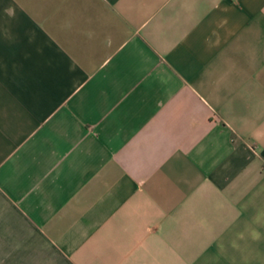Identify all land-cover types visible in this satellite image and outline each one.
Masks as SVG:
<instances>
[{"label":"crops","instance_id":"1","mask_svg":"<svg viewBox=\"0 0 264 264\" xmlns=\"http://www.w3.org/2000/svg\"><path fill=\"white\" fill-rule=\"evenodd\" d=\"M0 264H264V0H0Z\"/></svg>","mask_w":264,"mask_h":264},{"label":"rangeland","instance_id":"2","mask_svg":"<svg viewBox=\"0 0 264 264\" xmlns=\"http://www.w3.org/2000/svg\"><path fill=\"white\" fill-rule=\"evenodd\" d=\"M4 260H5L4 258L0 259V261H4Z\"/></svg>","mask_w":264,"mask_h":264}]
</instances>
